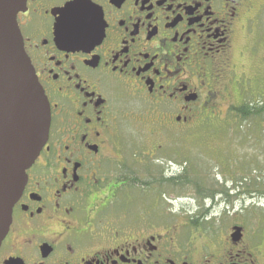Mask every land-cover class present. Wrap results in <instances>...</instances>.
<instances>
[{"label": "flooded vegetation", "instance_id": "flooded-vegetation-1", "mask_svg": "<svg viewBox=\"0 0 264 264\" xmlns=\"http://www.w3.org/2000/svg\"><path fill=\"white\" fill-rule=\"evenodd\" d=\"M257 1L26 0L16 21L51 123L14 204L0 264H264V240L251 247L245 232L216 239L211 253L198 237L185 240L117 166L125 124L153 139L131 155L154 157L167 130L223 93L219 66L247 8L264 4ZM136 201L143 205L134 215Z\"/></svg>", "mask_w": 264, "mask_h": 264}, {"label": "rangeland", "instance_id": "rangeland-1", "mask_svg": "<svg viewBox=\"0 0 264 264\" xmlns=\"http://www.w3.org/2000/svg\"><path fill=\"white\" fill-rule=\"evenodd\" d=\"M252 12L247 8L234 47L219 66L224 72L217 77V89L223 93L207 111L177 131L167 130L165 146L154 157L131 155L149 150L153 139L145 127L127 123L119 133L123 154L117 166L134 176L137 198L153 204L152 214L159 203L168 224H179L185 240L198 237L208 253L216 239L235 227L242 229L241 237L245 232L251 247L264 240V119L248 125L232 113L245 103L264 104V4ZM181 175L190 182H170ZM196 179L203 182L204 193L214 191V198L198 196ZM141 205L134 203V215Z\"/></svg>", "mask_w": 264, "mask_h": 264}, {"label": "water", "instance_id": "water-1", "mask_svg": "<svg viewBox=\"0 0 264 264\" xmlns=\"http://www.w3.org/2000/svg\"><path fill=\"white\" fill-rule=\"evenodd\" d=\"M26 0H0V246L27 170L49 137V101L25 52L16 16ZM235 227L234 237H241Z\"/></svg>", "mask_w": 264, "mask_h": 264}, {"label": "trees", "instance_id": "trees-1", "mask_svg": "<svg viewBox=\"0 0 264 264\" xmlns=\"http://www.w3.org/2000/svg\"><path fill=\"white\" fill-rule=\"evenodd\" d=\"M232 113L235 117V120H237V122L241 123V122H246L248 123V125H251V120H254V122L257 123L258 120H263L264 119V104L263 103H256L251 104V103H245L243 105H240L238 107H233L232 108ZM258 119V120H256ZM182 180L184 184H187L190 182V178L186 177V176H180L178 178L176 177H170V182H174L176 183L175 180ZM195 186L196 189L199 193V197L202 198H214V191L210 192V193H204L203 192V188H202V184L203 182H199L198 179H196ZM201 183V184H200Z\"/></svg>", "mask_w": 264, "mask_h": 264}]
</instances>
